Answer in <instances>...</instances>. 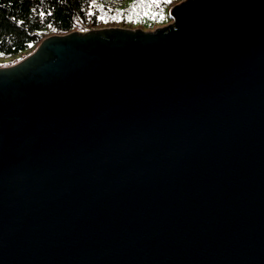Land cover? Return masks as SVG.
Returning <instances> with one entry per match:
<instances>
[{
  "label": "water",
  "instance_id": "1",
  "mask_svg": "<svg viewBox=\"0 0 264 264\" xmlns=\"http://www.w3.org/2000/svg\"><path fill=\"white\" fill-rule=\"evenodd\" d=\"M170 16L0 68V264H264V0Z\"/></svg>",
  "mask_w": 264,
  "mask_h": 264
},
{
  "label": "trees",
  "instance_id": "2",
  "mask_svg": "<svg viewBox=\"0 0 264 264\" xmlns=\"http://www.w3.org/2000/svg\"><path fill=\"white\" fill-rule=\"evenodd\" d=\"M182 1L0 0V62H3L0 68L19 63L49 36L74 31L135 29L138 22L132 16L141 11L155 14L163 11L167 24L170 10ZM148 2L153 5H147ZM158 18L155 16L147 28L162 25Z\"/></svg>",
  "mask_w": 264,
  "mask_h": 264
},
{
  "label": "rangeland",
  "instance_id": "3",
  "mask_svg": "<svg viewBox=\"0 0 264 264\" xmlns=\"http://www.w3.org/2000/svg\"><path fill=\"white\" fill-rule=\"evenodd\" d=\"M147 5H153V2L152 3L148 2ZM138 8L141 9L140 7H138ZM170 12H171V10H170ZM157 15L159 17L157 19V21H159L160 24H162V25H159V26L154 27V28H147L150 25V23H152L154 21L155 16H157ZM132 20L135 21V22H138V26L135 29H130V30L139 29V30H143V31H154V30H156L158 28H165V27H167L170 24L175 22L174 19L171 18L170 14H169V22L166 24L163 11H160V12L155 14V13L150 12V10L149 11H145V12L141 11V13L140 12L136 13L135 15L132 16ZM142 27H144V28H142ZM5 62H9V61H5ZM1 63H3V62H0V65H3Z\"/></svg>",
  "mask_w": 264,
  "mask_h": 264
},
{
  "label": "snow or ice",
  "instance_id": "4",
  "mask_svg": "<svg viewBox=\"0 0 264 264\" xmlns=\"http://www.w3.org/2000/svg\"><path fill=\"white\" fill-rule=\"evenodd\" d=\"M165 2H170V0H165Z\"/></svg>",
  "mask_w": 264,
  "mask_h": 264
}]
</instances>
